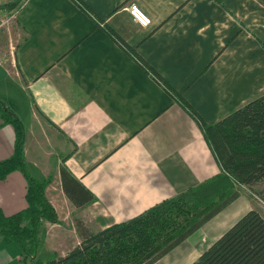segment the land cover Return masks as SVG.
<instances>
[{
	"label": "crops",
	"instance_id": "0c3cea01",
	"mask_svg": "<svg viewBox=\"0 0 264 264\" xmlns=\"http://www.w3.org/2000/svg\"><path fill=\"white\" fill-rule=\"evenodd\" d=\"M11 1L0 0V8ZM80 1L98 21L72 0H24L9 17L16 44L8 41L0 56V102L21 121L26 168L36 180L50 179L45 197L58 217V224L42 223L37 256L47 244L43 231L76 232L60 217L74 206L63 191L61 168L82 201L74 206L77 219L85 223L83 214H95V231L219 173L198 123L119 42L207 124L264 91V6L257 0ZM131 4L150 18L149 26L130 17ZM14 140L12 126H0V162L12 156ZM26 188L18 171L0 181L5 217L27 208ZM247 207L239 196L201 227H208V247ZM58 236L50 256H64ZM0 264H23L14 244L0 240Z\"/></svg>",
	"mask_w": 264,
	"mask_h": 264
},
{
	"label": "trees",
	"instance_id": "16d2710c",
	"mask_svg": "<svg viewBox=\"0 0 264 264\" xmlns=\"http://www.w3.org/2000/svg\"><path fill=\"white\" fill-rule=\"evenodd\" d=\"M23 1H11L1 9L16 12ZM72 1L98 21L80 0ZM257 1L264 6V0ZM119 45L198 123L219 173L128 221L106 224L99 231L88 230L77 219L78 245L64 256L53 254L41 260L37 252L42 223L58 224L57 213L45 197L50 179L39 181L29 174L22 123L0 102V126L11 125L15 133L12 156L0 162V181L18 171L27 185L25 210L10 217L0 211V240L18 248L23 264H155L239 198L243 189L264 183V91L221 120L207 124L132 49ZM61 180L66 197L79 207L82 201L68 184L74 180L64 168ZM93 201L89 194L86 203ZM191 264H264V219L256 210L248 211Z\"/></svg>",
	"mask_w": 264,
	"mask_h": 264
},
{
	"label": "rangeland",
	"instance_id": "374dc122",
	"mask_svg": "<svg viewBox=\"0 0 264 264\" xmlns=\"http://www.w3.org/2000/svg\"><path fill=\"white\" fill-rule=\"evenodd\" d=\"M14 13L15 10H12L10 14H8L6 10H2V12H0V56L2 57L6 55L10 48V46L8 45V41H10L11 48L13 44H16L15 36L17 33V28L15 27L13 22L9 20V17ZM31 169L32 168H30L29 171V168H27L30 174L34 177ZM240 196H242L244 202L247 203V208L249 210H256L264 219V201L262 199L264 196V183L255 185L249 190L243 189L240 193ZM72 207V213L68 211V208H65V213H61L60 217L65 219L67 222L71 221L74 225L75 220H77V216L79 215L74 209V206ZM83 217L86 218L83 219V221L85 222L84 225L86 226V228H88V230L95 231V229L99 227V220L96 219L95 214L90 213L89 215L88 212L87 214H83ZM47 224L48 223H45L46 228H50L47 227ZM50 231L51 229L48 230V235L46 231L42 232L43 235L41 236V238L42 240L45 238V233L47 244H44L45 247L43 246V248H40L39 250L38 258L41 260H46L48 257H50L49 252L52 248V242H54V237L56 238L57 235H61L60 237L58 236L60 240V246L57 247L58 253L60 255H65L68 250L77 246L79 243V238L76 232L73 233L72 231V235H68V232L61 233V229H54L51 233H49ZM208 235V227L202 230H198L193 235H191L184 243H182L180 246H178L171 253H169L167 256H165L155 264H191L199 257V255L203 251L207 249L209 242H207V240L205 239L209 237ZM48 236L50 237V239H48ZM66 240H69L67 244L65 242Z\"/></svg>",
	"mask_w": 264,
	"mask_h": 264
},
{
	"label": "built area",
	"instance_id": "2783aa9c",
	"mask_svg": "<svg viewBox=\"0 0 264 264\" xmlns=\"http://www.w3.org/2000/svg\"><path fill=\"white\" fill-rule=\"evenodd\" d=\"M130 17L141 27L149 26L150 18L137 6L131 4L127 8Z\"/></svg>",
	"mask_w": 264,
	"mask_h": 264
}]
</instances>
